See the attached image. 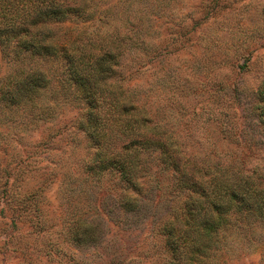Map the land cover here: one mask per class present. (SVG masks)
<instances>
[{"label":"rangeland","instance_id":"374dc122","mask_svg":"<svg viewBox=\"0 0 264 264\" xmlns=\"http://www.w3.org/2000/svg\"><path fill=\"white\" fill-rule=\"evenodd\" d=\"M84 3L87 18L48 31L67 45H122L109 82L160 125L181 170L150 145L135 186L93 171L96 145L78 125L86 104L64 61L0 49V92L31 66L48 78L32 102L0 93V264H170L164 226L186 211L183 172L226 166L264 185V0ZM237 205L224 220L213 212L218 230L194 264H264V209Z\"/></svg>","mask_w":264,"mask_h":264},{"label":"trees","instance_id":"16d2710c","mask_svg":"<svg viewBox=\"0 0 264 264\" xmlns=\"http://www.w3.org/2000/svg\"><path fill=\"white\" fill-rule=\"evenodd\" d=\"M87 8L84 0H0V49L15 58L53 56L64 61L86 104L78 125L96 145L88 166L93 171L115 170L135 186L147 167L144 152L150 145L155 147L150 153L158 150L160 161L181 170L179 158L169 153L168 137L163 136L160 125L152 126L145 107L128 104L122 88L109 82L122 45L114 48L110 43V48H104L106 43L97 45L90 38L67 45L48 31L51 22L87 18ZM47 83L44 72L31 66L2 84L1 97L16 105L32 102ZM183 174L178 185L189 192L186 211L164 226L170 264H194L218 230L213 212L224 220L226 205L234 199L238 209H264V185H259L253 174L230 171L226 166L204 170L197 178Z\"/></svg>","mask_w":264,"mask_h":264}]
</instances>
